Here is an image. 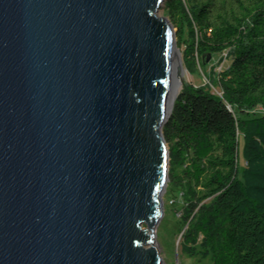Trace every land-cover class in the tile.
Wrapping results in <instances>:
<instances>
[{"label":"water","instance_id":"1","mask_svg":"<svg viewBox=\"0 0 264 264\" xmlns=\"http://www.w3.org/2000/svg\"><path fill=\"white\" fill-rule=\"evenodd\" d=\"M165 1L0 0V264L162 263Z\"/></svg>","mask_w":264,"mask_h":264},{"label":"trees","instance_id":"2","mask_svg":"<svg viewBox=\"0 0 264 264\" xmlns=\"http://www.w3.org/2000/svg\"><path fill=\"white\" fill-rule=\"evenodd\" d=\"M162 10L186 68L229 61L211 72L220 94L185 84L163 128L182 252L264 264V0H166Z\"/></svg>","mask_w":264,"mask_h":264},{"label":"rangeland","instance_id":"3","mask_svg":"<svg viewBox=\"0 0 264 264\" xmlns=\"http://www.w3.org/2000/svg\"><path fill=\"white\" fill-rule=\"evenodd\" d=\"M163 7V6H162ZM158 16L165 17L164 12L161 10ZM174 28V27H173ZM176 46L178 48L176 29L174 28ZM179 49V48H178ZM181 60L183 63V55L179 49ZM229 65V61L225 57V54L214 55L212 58L207 60V64L202 69L198 64L195 68L183 67L186 70L185 76L183 77L182 83H180L179 93L185 84H192L194 86L207 85L216 94H220L219 88L212 85L213 80L211 79V72L217 77L218 73ZM242 147L240 148V165H243ZM168 148V145H167ZM170 178L168 175L167 185L162 195L163 203V216L157 225L155 230V246L159 252L162 260V264H212L211 258L202 259L201 256L189 257L183 254L181 247V233H180V214H177L178 206L172 205V200H178V195L170 196L167 194L168 184Z\"/></svg>","mask_w":264,"mask_h":264},{"label":"bare ground","instance_id":"4","mask_svg":"<svg viewBox=\"0 0 264 264\" xmlns=\"http://www.w3.org/2000/svg\"><path fill=\"white\" fill-rule=\"evenodd\" d=\"M179 68L181 69V73L179 75ZM186 70L183 67V63L181 60L180 52L174 47L173 50V74H172V82L170 91L168 93V97L166 100L165 106V119H167L174 107L175 99L179 94L180 83H182L183 77L185 76ZM157 226L155 227L156 230ZM155 243V242H154ZM162 264V263H161Z\"/></svg>","mask_w":264,"mask_h":264},{"label":"built area","instance_id":"5","mask_svg":"<svg viewBox=\"0 0 264 264\" xmlns=\"http://www.w3.org/2000/svg\"><path fill=\"white\" fill-rule=\"evenodd\" d=\"M225 57H226V54H225ZM260 111H263V109H260Z\"/></svg>","mask_w":264,"mask_h":264}]
</instances>
